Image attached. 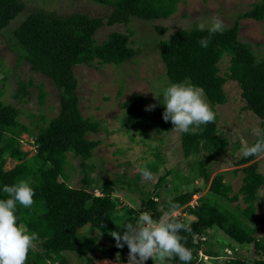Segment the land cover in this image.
<instances>
[{
	"label": "trees",
	"instance_id": "trees-1",
	"mask_svg": "<svg viewBox=\"0 0 264 264\" xmlns=\"http://www.w3.org/2000/svg\"><path fill=\"white\" fill-rule=\"evenodd\" d=\"M91 1L109 6V13L99 17L89 16L86 12L60 14L38 8L27 13L11 31V38L29 69L49 78L58 94V111L43 127L37 129L31 143L33 153L29 156L20 148L19 141V136L28 132V125L19 120L17 107L0 100V199L7 198L3 192L4 185H12L19 179L27 180L35 190L33 208L27 209L17 203L15 212L18 224L39 236L25 264H71L65 252L84 259L85 264H91V256L110 257L114 252L122 256L128 250L127 245L117 248L110 233L118 231L123 234L122 225L129 221L136 223L135 210L130 207L117 208L110 196L117 179L103 181L100 193L94 194L83 187H70L61 178L68 161L67 153H71L70 156L78 160L81 184H90L91 179L86 172L91 166L86 160L99 144L97 139L86 138L87 133L98 130L99 123L80 114L75 93L77 81L72 67L90 64L94 60L100 64L119 65L131 59L138 51L129 45L128 33L111 31L105 39L96 42L94 34L97 29L103 25L126 24L132 17L143 20L168 17L175 11L178 0ZM22 9L23 3L18 0H0V31ZM243 18L263 20L264 0L253 2L247 10L238 13L233 23L224 27L223 33L217 32L211 37L207 48L198 43L201 38L209 36L207 28L201 32L195 24L159 41L157 48L170 84L191 83L201 88L208 103L213 105L224 102L222 85L226 79L234 80L238 84L245 109L256 115L259 128H264V53L256 57L251 46L238 38V20ZM163 29L155 26V30L160 33ZM223 56H228L229 60L225 76L218 74L217 66ZM26 95L25 84L19 83L13 97L21 100ZM36 98L38 105H41L43 91L38 89ZM143 104V97L135 95L131 102H122L121 107L133 119L143 121L147 119ZM163 112V106L157 108V122L161 130H167L171 127V121H164ZM42 118V114H39L38 119ZM216 119L215 114L213 123L202 125L195 133L180 132L184 157L200 151L206 153L195 162L197 174L204 183L208 182L205 193L197 198V203L189 204L195 189L178 191L175 186L177 193L160 206L156 192H138L131 178L123 176L119 185L128 193H138L137 207L140 214L147 212L154 220H158L163 212L178 209L191 217L190 222L186 223L190 225L191 232L181 233L187 237L186 246L193 253L190 264H203L199 252L203 251L205 241L200 236L206 228L219 230L236 244H251L257 256L248 263L232 256L226 264H264V237H255L257 226L252 218L264 177L257 170L254 160L257 156L241 157L236 161L239 165H245L240 168L241 183L232 194L221 172L209 175L206 168L208 161L223 153L228 145V140L217 134ZM6 157L15 162L7 169L4 168ZM158 163V158L152 159L142 163L141 167L147 166L155 173ZM168 172L164 171L157 177L155 187L160 185ZM238 199L244 206L235 204L229 208L219 202H234ZM170 202L178 207L170 208ZM172 217L185 223L179 214ZM82 228L111 236L113 243L103 246L80 231ZM121 259L124 260L123 257ZM158 264H162L161 260ZM171 264L183 262L177 258Z\"/></svg>",
	"mask_w": 264,
	"mask_h": 264
},
{
	"label": "rangeland",
	"instance_id": "rangeland-1",
	"mask_svg": "<svg viewBox=\"0 0 264 264\" xmlns=\"http://www.w3.org/2000/svg\"><path fill=\"white\" fill-rule=\"evenodd\" d=\"M18 1L23 3V9L0 31V100L17 107L19 120L28 125V132L21 134L19 141L20 148L29 156L33 153L31 143L37 129L43 127L58 111V94L49 78L29 69L11 38V31L27 13L38 8L60 14L86 12L89 16L99 17L107 15L111 8L91 0ZM256 1L178 0L175 11L168 17L153 20L132 17L126 24L103 25L97 29L94 34L96 42L105 39L111 31L128 33L129 45L138 52L119 65L100 64L94 60L90 64H76L72 67L77 81L75 93L80 114L99 123L98 130L87 133L86 138L97 139L99 144L86 160L91 166L86 172L87 177L91 179L88 185L81 184L79 180L82 174L78 171V160L72 158L71 153H67L68 161L61 177L66 184L74 188L83 187L94 194H99L103 181L117 179L110 196L117 208H133L137 214L136 220L140 215L137 207L138 193H128L120 187L119 182L123 176L134 181L133 186L138 188V192H156L160 206L177 193L175 186L178 191L195 189L189 204L197 203V198L205 193L208 182L204 183L197 174L195 162L206 153L200 151L184 157L180 146V131L173 129L172 122L167 130L159 128L156 110L160 106L164 107L161 103L162 93L170 82L164 73L157 43L167 39L177 30L189 28L194 24L198 26L200 22L210 23L212 17H219L224 27L230 26L238 13L247 10ZM155 26L164 29L160 33L155 30ZM238 38L251 46L256 57L261 56L264 53V19L260 21L250 18L239 19ZM228 65V56H223L217 63L218 74L225 76L228 73ZM19 83L25 84L27 92L21 100L13 97ZM38 89L44 93L41 105H38L36 98ZM222 90L224 102L209 105L217 116V134L226 138L228 145L223 153L208 161L206 168L210 176L221 172L223 181L230 185L232 194L241 183L240 168L245 165H239L236 161L243 157L242 149L253 144L256 136L252 129L259 127V118L245 109L238 84L234 80L226 79ZM135 95H140L144 99L146 120L133 119L121 107L122 102H131ZM148 105H155V108L146 110ZM39 114L44 118L39 120ZM157 158L159 163L157 171L152 173L153 179L144 181L140 173L141 164ZM254 160L257 162V170L264 177V154L258 155ZM14 163L13 159L6 157L4 168L7 169ZM164 171L169 172L160 185L155 187L157 177ZM258 197L252 215L257 226L254 234L256 238L264 237V185L259 188ZM219 202L229 208L235 204L244 206L240 199L234 202ZM170 214L172 216L179 214L185 223L191 220V217L178 209L171 210ZM87 230L82 228L80 231H84L103 246L113 243L111 236L106 237L96 230ZM202 236L205 243L203 251L200 252V259L203 264H226L232 256L248 263L257 257L252 251L251 244H236L217 229L206 228ZM128 252L129 249L122 256L119 252H114L110 257L91 256V264H128ZM64 255L71 264H85L84 259L71 253L65 252ZM159 261V257H156L154 260L149 258L145 263L158 264Z\"/></svg>",
	"mask_w": 264,
	"mask_h": 264
},
{
	"label": "clouds",
	"instance_id": "clouds-1",
	"mask_svg": "<svg viewBox=\"0 0 264 264\" xmlns=\"http://www.w3.org/2000/svg\"><path fill=\"white\" fill-rule=\"evenodd\" d=\"M206 28L209 36L198 41L203 48L209 46L215 33H223L224 24L219 17H212L210 23L200 22L197 26L201 32ZM162 94L163 119L165 122L170 120L174 125L173 129L181 133H195L202 125L215 121V113L201 88L191 83L176 82L170 84ZM154 108L155 105L146 106V110ZM252 131L257 139L255 143L242 149L243 157L264 154V128L256 127ZM140 173L144 181L153 179L147 166L141 167ZM3 192L7 194V198L0 199V264H25L28 253L35 249L39 236L19 225L15 212L17 203L27 209L33 208L35 190L27 180L19 179L12 185H4ZM169 207L174 209L178 205L170 202ZM122 227L123 234L112 231L110 235L115 239L117 248L127 245L128 264H145L149 258L154 260L156 257H159L162 264H171L177 258L183 264H190L193 259L192 250L186 246L187 237L181 235L182 232H191V227L173 218L170 212H163L158 220L144 212L139 215L135 224L129 221Z\"/></svg>",
	"mask_w": 264,
	"mask_h": 264
},
{
	"label": "built area",
	"instance_id": "built-area-1",
	"mask_svg": "<svg viewBox=\"0 0 264 264\" xmlns=\"http://www.w3.org/2000/svg\"><path fill=\"white\" fill-rule=\"evenodd\" d=\"M200 239L202 240V239H204V237L203 236H200ZM226 251H228V250H226ZM228 253H229V251H228ZM199 254H200V252H199Z\"/></svg>",
	"mask_w": 264,
	"mask_h": 264
}]
</instances>
